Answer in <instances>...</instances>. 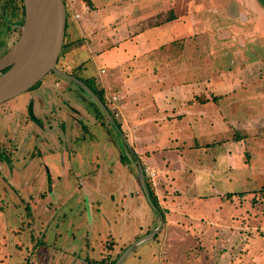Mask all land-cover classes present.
<instances>
[{
	"label": "rangeland",
	"instance_id": "rangeland-1",
	"mask_svg": "<svg viewBox=\"0 0 264 264\" xmlns=\"http://www.w3.org/2000/svg\"><path fill=\"white\" fill-rule=\"evenodd\" d=\"M192 1L196 2V8L190 9L184 5L182 12L191 13L187 16L194 20V33L186 20V26L178 31L179 36H184L183 39L181 37L182 41L172 42L165 52L154 51L150 61L140 59V47L135 53L137 61H125L126 56L120 55V62H126L123 65V75L128 73L127 78L123 77V81H128L126 84H119L123 81L120 80L122 74L118 72L113 76L108 75L111 72L105 74L108 78L104 75L103 79H106L100 82L96 66L82 42L77 45L79 51L72 64H83V69L71 70L67 67L62 60L63 49L57 67L85 80L90 88L102 91L110 116L119 125V108L124 98L111 103V96L121 97L118 93L128 87L133 101L140 99V105L144 107L142 98H145V94L161 90L154 84L143 85L142 88L135 81L138 71L146 64L152 70L162 62V66H165L161 67L162 71L174 74V84L162 86V91H185L189 97L198 93L196 101H203L202 104L209 102L210 96L218 100L221 97L218 94L226 95L220 102V114L225 116V127L219 123L210 127L205 123L199 132L194 133L207 158L216 155L215 168L224 169L222 157L216 154L218 145L217 148L213 145L215 140L229 136L231 140H236L237 136L248 139H259V135L264 137V96L261 94L264 93V0ZM21 3V0H0V57L19 37L20 32L14 37L8 33L11 20L16 10L21 8ZM168 15L170 12L156 17L153 24L163 21ZM166 33L169 40L170 32ZM189 34H192L190 38L187 37ZM96 62L99 64V59ZM129 64L139 65L135 67L137 71ZM189 79L195 80L197 84L185 82ZM39 83L37 88L30 90L31 95H40L45 99L40 101L42 114L37 123L27 126L28 121L24 125L23 117L15 115L9 118L7 115L8 109L14 106L23 109L28 103V96L12 102V106H6L7 102L0 104V249L5 240H10L11 244L7 243V246L11 245V249L18 247L24 264H35L37 259L38 264H44L46 250L66 252L75 245L77 255L86 258L88 264H101L100 258L106 251L113 253L111 251L114 250V243L110 244L109 241L103 244L105 252L100 243L97 246L92 244L97 234V231L92 230L95 225L102 234L107 230L100 220L102 216L99 213L102 210L113 213L116 232H120L121 243L117 255L104 256L113 258L115 262L128 247L146 235L144 230L136 237L129 235L128 230L135 232L155 213L142 197L135 194L140 189L138 163L127 149L133 150L135 141L130 142L126 131L121 130L119 134L101 110L74 83L53 73L47 74ZM219 84L224 86L219 87ZM215 114L208 113L207 118H215ZM18 120L22 122V133L18 128ZM168 131L166 128L159 133L167 135ZM136 134L133 133L135 138ZM177 136H180L179 132ZM147 137L150 135L142 133L141 139L144 141L137 146L141 148ZM172 140L159 138V144L168 147L170 142H174ZM251 143V140L245 142L244 156L239 161L247 169L239 167L236 160L237 167L231 172V180L223 181L222 173L215 175L216 179L219 178L215 188L234 194L230 206L226 204L222 209L221 216L225 223L233 222L234 215L238 220L230 237H225L214 225L202 224L205 233H219L214 242L209 241L208 237L200 241L190 230L184 232L173 227L165 238L162 234L155 241L149 239L139 244L120 264H264V190L259 189L264 187V176L258 173V170H264L252 168L256 154L254 148L250 147ZM184 144L188 143L185 141ZM174 156L173 150L167 153L169 158ZM139 161L144 170L145 167ZM132 177L136 185L128 181ZM145 181L151 188L149 178L145 177ZM195 187V193L204 194L208 191L206 186ZM121 189L126 195L124 202L116 194ZM110 192L114 194V202L108 195ZM137 193L143 195L141 189ZM248 194L253 195L245 198ZM114 207L117 216L114 215ZM244 210L248 211V218H245ZM135 213L133 218L132 214ZM48 218L50 220L47 223ZM37 220L41 221L39 228L36 227ZM212 220L216 221L214 218ZM125 222H128V227L124 233L130 240L127 243H124L127 237H122L121 225ZM37 236L38 243L32 247L30 243ZM117 241L118 238L115 239ZM0 259V264H6L7 260L3 261L1 256Z\"/></svg>",
	"mask_w": 264,
	"mask_h": 264
},
{
	"label": "crops",
	"instance_id": "crops-1",
	"mask_svg": "<svg viewBox=\"0 0 264 264\" xmlns=\"http://www.w3.org/2000/svg\"><path fill=\"white\" fill-rule=\"evenodd\" d=\"M64 3L66 8V27L62 48V55L64 56L62 58L63 63L71 70L83 69V64H72L79 51L77 45L82 42L96 66V74L100 82L106 79H103V77L106 76L108 78V75L113 76L117 72L122 74V79L120 78V80L123 81V77L127 78L128 73L123 75V65L126 63L125 61L129 59L137 61L135 53H137L139 47L142 50L140 59L145 58L147 61H150L154 51L162 53V51L168 50V45L172 42H181V37L183 39L184 36H179L178 31L183 30L182 28L186 26V20H188V26H191L192 30L194 29V20L187 16V14L191 13L189 11L186 13L182 12L184 10V5L190 9L196 8V2L193 3L192 0H64ZM179 5L182 7H179ZM196 5L198 6L199 4ZM22 7L21 3V8L19 11L16 10L15 17L11 20L8 33L10 37H14L21 30L23 22ZM84 7H87L88 10L85 11L83 9ZM167 12H170L173 20L154 26L153 21L155 18L164 16ZM74 13L80 16L76 21L71 18V15ZM257 14H259V12H257ZM166 32H170L169 36L171 37L169 40L167 39ZM192 33H194V30ZM191 35L192 34H189L187 37L190 38ZM123 54L126 56V60L120 62V55ZM96 59H99V64L96 62ZM136 64H129V66L134 67V71H137L135 67L139 65L136 66ZM147 65L148 64L142 66V69L138 71L135 81H138L142 88L144 87L143 85L146 87L154 84L159 86L160 88L158 89L161 90L150 95L148 93L145 94V98H142L144 107L140 105V99L133 101L132 93H129L128 87L121 88L122 90L118 93L121 97L115 95L117 97L115 102L120 98H124L119 108V117L121 120L120 129L129 133L128 137L130 138V142L131 140L135 141L134 147H132L133 150L131 149L134 153L131 155L136 159L135 161L140 163V159L142 165L154 173V177L149 179L151 182L150 190L157 200L163 217L157 213L156 210L154 211L155 213L147 218L148 222L138 226L135 232L133 230H128V234H133V236L136 235L137 237V235L144 230L146 231L145 234L150 233L158 227L159 221L157 219H159L160 215L163 218V224L158 233L151 238L154 239V241L162 234L165 238L169 233V229L173 227L182 229L184 232L185 230H190L192 234H196V236L200 238V241H204L205 237H208L209 241L214 242L219 232H222L225 237H230L232 228L237 227L238 220H236L234 215L233 222L225 223L223 219H221V216L222 209L226 204L229 205L234 194L216 189L215 183L219 178L216 179L215 175L217 176L222 173L223 181L231 180V172L237 167L235 163L241 161L242 156H244V146L245 142L248 140L253 142L250 147L254 148V154H256L255 158L252 157L255 160L253 161L252 168L258 167V169L264 170V137L261 135H259V139L242 137L241 140L236 141L231 140L229 136L215 140L216 142L213 143L215 147H213L217 148L218 145V152L216 154L222 157L225 165L224 169L215 168L216 155L207 158L206 152L202 149L203 146L197 143V136L194 133L195 131L199 132L205 123L209 124L210 127L218 123L225 127V116L220 114V102L226 95L218 94V96H221L218 100L210 96L209 102L205 101V104H202L201 102L203 101H196L198 93L197 95L191 94L189 97L185 91H162V86L174 84L172 78L173 73L169 74L167 71H162L161 67H165L162 66V62L159 63L158 67H153L152 70L148 69L149 67H147ZM109 69L111 70L109 71ZM102 70L103 73H101ZM107 73L109 74L105 75ZM260 73L261 72H259V74ZM250 80L251 79H249V81ZM194 81L195 80L192 81V79H189L185 82L192 84L195 83ZM126 82L128 81L119 82V84H126ZM205 82H207V80ZM213 84L215 85L217 82ZM60 85L61 84H59V86ZM222 86L224 85L219 84V87ZM261 94L264 96L263 92ZM213 95L216 96V93H213ZM26 96H28V103L25 104L23 109L14 106L15 108L12 107L10 110L8 109V111H6L9 118L10 116L15 117V115L16 117H23L22 122L26 125L28 121V126L37 123V119L41 117L40 101L45 100L43 96L31 95V92L28 91L17 96L16 99L7 101L6 106H12L10 105L12 102L23 100ZM212 112L216 113L215 118H207L209 117L207 116L208 113L212 114ZM43 116H45V114ZM22 122L18 120V128L21 133L23 129ZM228 127L230 128L231 125L229 124ZM166 128L170 130L168 131L169 134L163 135L159 133ZM230 130L232 129L230 128ZM177 132L180 133L179 137L177 136ZM133 133H137V138L134 137ZM142 133L149 134L150 137L146 138L145 144H142L143 146L140 148L137 144L144 141L143 138L141 139ZM163 137L166 141L173 139L172 141L174 142H170L168 147L166 145H161L159 144V138ZM184 139H186L185 141L188 144H184ZM244 140L245 142H243ZM172 150L175 156L173 158L167 157V153ZM118 163L121 164L120 160ZM257 164L259 166H256ZM180 165H182V167H180ZM209 165H211V167ZM238 165L240 167L241 163L239 162ZM241 168H243V166H241ZM243 169L247 168L245 167ZM102 170H104V168ZM258 173L264 176V171L258 170ZM194 175L197 176L195 177ZM128 181H132V184L136 185L133 177ZM196 185L206 186L205 189L208 191L204 194L195 193L194 188H196ZM140 189H137L135 194L146 201L144 195L137 193ZM259 189L263 191L264 187L261 186ZM111 192L108 195L111 201L114 202V194ZM116 194L121 197V202H124L126 197L124 191L122 189L118 190ZM237 194L242 195L243 193ZM250 195L253 194H248L245 198ZM36 202L39 203V200H36ZM34 206L35 205H33V208ZM129 208L130 203L127 205L126 210L128 211ZM243 212L245 216L248 215L247 210ZM99 214L102 216L100 220L106 225L107 230L105 234H102L98 226L95 225L92 230L94 229V231H97V234L92 244H96L97 246V244L100 243L105 252V243L108 241L110 244L114 243L112 246L114 250L111 251L113 253L106 251L104 256H106V254L107 256L110 254L117 255L116 253L119 251V244L121 243V236L120 232H116V224L113 223L112 220L114 219L113 213L111 214L101 210ZM114 215L117 216V209L115 207ZM132 216L134 218L136 213L132 214ZM248 217L249 216L245 218ZM211 218L216 219V221H213ZM49 220L50 218H48L47 223ZM204 221L205 223H203ZM40 222V220L36 221L37 228L41 226ZM202 224L209 226L214 225V227H218L220 231L213 234L205 233ZM121 226L123 228L122 237H127L124 232L128 227V222H125ZM240 230L242 229L240 228ZM24 232L25 231L22 232L23 236L25 235ZM100 236H102L101 239ZM38 238L39 236L34 237V240H32L33 242L30 240L32 247L38 243ZM116 238H118L117 242H115ZM18 240L17 236V242H19ZM71 240L73 241V238H71ZM128 241L130 240L127 237L124 243ZM7 243L9 244L10 240H5L0 249V256L4 259L3 261L7 260L5 262L6 264H24L25 262L20 259L21 254L18 247L11 249V245L9 247ZM69 249L66 252H61L57 249H52L51 252L46 250L44 256L47 257L46 260H44V264H88L86 258L77 255L78 252L75 249V245H73V248ZM104 256L100 258L101 264H111L114 260L113 258H105ZM104 258L105 261H102ZM36 262L38 264V259L35 261V264ZM26 264H28V262H26ZM89 264H94V262Z\"/></svg>",
	"mask_w": 264,
	"mask_h": 264
},
{
	"label": "water",
	"instance_id": "water-1",
	"mask_svg": "<svg viewBox=\"0 0 264 264\" xmlns=\"http://www.w3.org/2000/svg\"><path fill=\"white\" fill-rule=\"evenodd\" d=\"M24 10L19 37L0 57V104L33 88L49 73L77 85L102 111L109 123L114 121L109 110L81 80L57 67L66 27V10L63 0H21ZM124 140V139H123ZM138 180L142 193L153 206L141 163L138 162ZM163 218L159 215L158 227L135 241L114 264H120L139 244L153 238L160 230Z\"/></svg>",
	"mask_w": 264,
	"mask_h": 264
},
{
	"label": "trees",
	"instance_id": "trees-1",
	"mask_svg": "<svg viewBox=\"0 0 264 264\" xmlns=\"http://www.w3.org/2000/svg\"><path fill=\"white\" fill-rule=\"evenodd\" d=\"M23 8V7H22ZM23 12V16H24V10H22ZM173 20V17L171 16V15H168V17L167 18H165L163 21L161 20L159 23H156V24H154V26H158V25H160V24H162V23H165V22H170V21H172ZM60 57H59V59H58V62H57V65L60 63ZM66 73H68L69 75H71V76H74L75 78H77V79H79L78 77H76L75 75H73V73H71V72H66ZM79 80H81L85 85H86V83H85V80H83V79H79ZM40 85V83H38V84H36L33 88H31L30 90H33V89H35V88H37L38 86ZM89 87V86H88ZM89 89L95 94V96L101 101V103L103 104V105H105L106 106V103H105V100H104V96H103V94H102V91H98V90H96V89H92V88H90L89 87ZM29 90V91H30ZM80 91H82L81 89H80ZM83 92V91H82ZM94 104V103H93ZM94 106H96L95 104H94ZM97 107V106H96ZM107 107V106H106ZM98 108V107H97ZM99 109V108H98ZM100 110V109H99ZM101 113H102V111H101ZM113 121H114V129L119 133V134H121V129H120V125L118 124V123H116V121L113 119ZM103 125V124H102ZM103 126H106V125H103ZM242 138H240V137H238L237 139H236V141H239V140H241ZM127 149H129L128 147H127ZM129 151V153L130 154H134L130 149L128 150ZM146 184H147V187H148V191H149V195H150V199H151V202H152V204H153V206L155 207V209L157 210V213H159L162 217H163V214H162V211L160 210V208H159V205H158V203H157V200H156V198L154 197V195H153V193H152V191L150 190V187H149V185H148V182L146 181ZM228 196V195H227ZM230 196V195H229ZM28 264H30V263H28ZM111 264H114V260L111 262Z\"/></svg>",
	"mask_w": 264,
	"mask_h": 264
},
{
	"label": "built area",
	"instance_id": "built-area-1",
	"mask_svg": "<svg viewBox=\"0 0 264 264\" xmlns=\"http://www.w3.org/2000/svg\"><path fill=\"white\" fill-rule=\"evenodd\" d=\"M63 1H64V0H63ZM64 4H65V3H64ZM65 9H66V8H65ZM83 9H84L85 11L88 10L87 7H84ZM79 17H80V16H79L78 14H75V13L71 15V18H72L74 21H76ZM101 73H103V70L101 71ZM58 86H59V84H58ZM58 86H57V87H58ZM116 100H117V97H116V96H111L110 99H109V101H110L111 103H114ZM143 173H144V175H145L146 177H148L149 179H152V178L154 177V173H153L151 170H149L148 168H144Z\"/></svg>",
	"mask_w": 264,
	"mask_h": 264
},
{
	"label": "flooded vegetation",
	"instance_id": "flooded-vegetation-1",
	"mask_svg": "<svg viewBox=\"0 0 264 264\" xmlns=\"http://www.w3.org/2000/svg\"><path fill=\"white\" fill-rule=\"evenodd\" d=\"M68 74V73H67Z\"/></svg>",
	"mask_w": 264,
	"mask_h": 264
}]
</instances>
